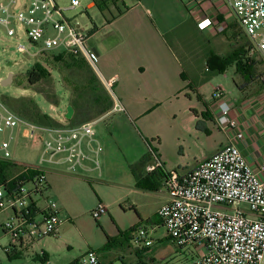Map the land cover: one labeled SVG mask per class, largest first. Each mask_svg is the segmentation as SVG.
Returning <instances> with one entry per match:
<instances>
[{"label": "built area", "instance_id": "built-area-1", "mask_svg": "<svg viewBox=\"0 0 264 264\" xmlns=\"http://www.w3.org/2000/svg\"><path fill=\"white\" fill-rule=\"evenodd\" d=\"M208 1L195 0L188 10L198 11ZM222 1L250 42L252 53L260 55L264 63V0ZM93 4L89 0L86 10ZM81 6L79 0H71L68 7L60 6L56 0H0V30L19 42L23 37L28 38L38 46L39 54L68 53L92 61L87 48L90 30L77 17L65 16L66 12ZM147 13L151 14L150 8ZM197 26L203 32L223 34L226 31L224 23L209 18L200 20ZM17 51L29 52L21 43ZM104 83L112 98L113 79ZM216 95L224 98L221 90ZM219 108L221 125L241 128L239 118L230 117L232 108L228 102L222 101ZM113 113H125L117 100L108 115ZM99 120L76 126L41 125L15 112L0 97V162L9 163L11 170L21 168L18 175L28 170L38 174L33 179L18 181L17 188L10 193L0 186V212H11L3 226L11 242L0 250L8 254L16 246H24L26 240L59 236L67 221L65 214L52 200L46 199L47 206L40 208L34 199L43 197L49 190L48 171L73 174L90 181L103 179L104 148L95 130ZM243 136L241 131L236 133L238 139ZM21 142L37 150L36 163L15 161L13 150ZM152 161L150 172L164 171L153 151ZM163 173L166 201L158 215L178 248L197 253L189 264H264V183L237 145L225 146L186 174ZM107 213V207L100 203L92 217L99 221ZM136 232L131 241L139 250L152 247L154 241L147 230ZM77 264L100 263L97 253L89 251Z\"/></svg>", "mask_w": 264, "mask_h": 264}, {"label": "crops", "instance_id": "crops-1", "mask_svg": "<svg viewBox=\"0 0 264 264\" xmlns=\"http://www.w3.org/2000/svg\"><path fill=\"white\" fill-rule=\"evenodd\" d=\"M93 2L90 10L98 8L96 3H99L104 8V11L100 12L105 19V25L102 27L95 24L85 26L90 30L87 48L98 68L100 75L98 79L102 85L113 79L112 107L115 100L123 106L125 113L118 115L139 135L141 144L145 142L143 158L136 161L135 164L139 167L132 173L134 189L159 194L162 197L161 208L166 201L165 191H161L163 172L177 170L180 174H186L225 146L232 144L240 148L245 160L259 173L264 183V170H261L264 163V63L262 68L256 64L255 72L248 74L247 79L236 71L235 65L228 67L235 70L234 86L231 91H226L221 86H212L215 79L201 83L197 66H193V63L185 65L164 39L166 33L188 20H192L197 28L200 20L209 18L213 22L218 21L226 25L223 34L233 46V39L227 36L237 22L233 21L232 13L226 4L222 0H209L198 11L188 10V7L184 6L178 7L181 15L177 18L174 10H171V13L164 8L171 0H136L132 3H128L127 0H117L116 3L112 0ZM145 2H148L151 14L147 13ZM199 31L206 36L221 35ZM99 35L102 38L95 41ZM203 58L204 56L197 58V63ZM251 59L255 62L258 60ZM218 90H221L224 98L216 97ZM222 101L230 104L232 108L230 117L239 118L241 128L233 129L219 123L221 113L219 105ZM108 113L101 118L108 116ZM114 114L116 113L109 115ZM139 130L146 137H143ZM238 131L243 132L242 139L236 137ZM148 139L152 140L153 147H150ZM152 151L161 161L164 171L148 170L149 166L153 165ZM175 157L193 158L195 161L193 164L168 162V159ZM101 203L108 210L101 218L102 226L106 229L104 231L106 242L107 236L117 239L119 250L125 253L124 247L130 243L133 234L122 238L121 234L128 228L123 227L115 219L113 221L109 205ZM159 210L156 213L158 217ZM67 219L69 220V217ZM61 232L62 229L59 236ZM51 238L55 237L31 242L39 243ZM20 248L22 250L24 246ZM132 255H135L134 261L124 264L153 261L150 249L136 248ZM43 258L46 260L47 255ZM123 259L124 257L121 258L122 261ZM76 262L79 260L71 264ZM99 263L101 264L100 260ZM111 263V260L108 261V264Z\"/></svg>", "mask_w": 264, "mask_h": 264}, {"label": "rangeland", "instance_id": "rangeland-1", "mask_svg": "<svg viewBox=\"0 0 264 264\" xmlns=\"http://www.w3.org/2000/svg\"><path fill=\"white\" fill-rule=\"evenodd\" d=\"M79 1L82 6L75 11L66 12L67 18L77 17L79 22L86 27L94 24L98 27L105 25V19L98 8L86 10L89 0ZM57 2L62 7H68L71 0H57ZM127 2L132 3L136 0H127ZM194 2L195 0H171L170 4H166L164 8L168 10L167 12L174 10L176 17L180 18L181 13L177 8H183V6L190 8ZM144 5L145 8H150L148 2H145ZM232 17L233 21L236 22L233 13ZM186 32V29H183L180 34L183 35ZM180 34L177 33V36L181 37ZM177 36L171 39L176 53L185 65L193 63V66H196L197 58L204 56L205 53L204 49L199 46L201 38L185 36L175 40ZM206 37L211 40L214 55L227 57L244 46L241 57L243 59L250 57L255 60L257 58L256 62L262 68L263 61L260 55L252 53L251 44L238 24L234 25L227 36L233 39V46L225 38V34ZM101 38L99 35L95 41ZM19 43L24 45L29 52L26 54L19 53L17 51ZM41 60L42 56L38 53V46L32 44L28 38L23 37L19 42L0 30V97L4 100L21 97L32 99L43 113L50 115L62 124L61 126H71L66 119V114L67 107L71 105L72 97L70 91L63 85L61 73L51 71L53 75L51 87L58 95L60 101L58 106L47 102L45 97L39 93L40 89L47 86L29 87L27 83V72L36 62ZM88 62L97 77H100L96 63ZM226 71V73L215 75L210 80L215 79L212 81V86H221L226 91H231L234 86L235 70L229 68ZM10 74L13 75L12 81L8 85H3L2 81L8 78ZM118 114L120 113L108 115L102 119L98 118L100 120L95 125L97 138L104 148L103 179L90 181L73 174L47 172L49 190L43 194V197L35 196L34 198L40 208L47 206L46 199L56 202L65 216L69 217V220L67 219L62 225L61 235L39 243L26 240L22 250L20 246H16L11 258L3 250H0V264H71L73 261H81L89 251L97 253L101 264H108L110 260L112 261L111 264L131 263L135 257L132 254L137 248L131 240L124 247L125 253L119 250L118 241L112 243L108 250L103 249L106 244L104 233L106 229L102 226L101 219L96 221L92 217V212L101 202L109 205V212L113 221L116 220L128 229L136 226L137 229H145L149 232L154 241L149 249L152 262L155 264H189L196 257L197 253L194 250L180 249L172 242L161 220L156 216L162 204V197L155 192L150 193L134 189L135 181L132 173L139 167L135 164L136 161L143 158L145 142L143 145L141 144L139 135L132 131ZM89 117H92L91 113H84L82 119L86 120ZM139 132L143 137H146L142 131L139 130ZM148 141L150 147H153L152 140L148 139ZM13 157L17 162L32 164L36 163L38 158L37 150L31 144L26 146L23 142L19 146H15ZM194 161L193 158L175 157L168 159V162H181L183 164H193ZM20 171L21 168H12V176L18 175ZM161 191H165V188L163 187ZM10 216V211L0 212L1 248L9 246L11 242L10 236L5 234L3 230V226ZM114 223L116 224V222ZM44 255H47L46 260L43 258ZM119 256L124 257L123 261Z\"/></svg>", "mask_w": 264, "mask_h": 264}, {"label": "trees", "instance_id": "trees-1", "mask_svg": "<svg viewBox=\"0 0 264 264\" xmlns=\"http://www.w3.org/2000/svg\"><path fill=\"white\" fill-rule=\"evenodd\" d=\"M112 1L116 3L117 0ZM96 5L101 12L104 11V8L101 7L99 3H96ZM183 29H186L187 32L181 35L180 33ZM177 33H179L181 37L177 36ZM176 36L177 38L175 40L182 39L185 36H189V38H201L199 46L205 51V59L203 58V60L196 65L201 83L209 81L217 74L224 73L228 67L232 65H235L236 71L241 73L246 79L248 74L255 72L254 67L257 62L252 59L250 60V57L246 59L241 57L243 55L242 51L244 50V46H241L240 50H236L227 57L216 56L213 54L211 40L199 31L198 26L196 28L192 20H188L178 28L164 35V39L175 52L174 43L171 39ZM41 56L42 60L36 62L27 72V83L29 87L47 86L46 88L40 89L39 93L45 97L47 102L58 106L60 104L58 95L51 87L53 75L52 72L46 68L45 64L48 65L53 72L57 71L61 73L63 85L71 93V105L75 110L74 117L68 120L71 126L95 121L108 113L112 107V99L106 89L101 85L98 77L86 59L68 53H41ZM6 102L15 112L34 123L54 127L62 125L50 115L43 113L32 99H27L25 97L12 98L6 100ZM84 113H91L92 117L83 120L82 116ZM36 175H38L37 172L28 170L18 176H12L11 165L9 163L0 162V186L6 188L8 193L17 188L18 181H27L33 179ZM137 230V227L134 226L122 233L121 236L122 238H126L127 235H132ZM117 241V239L108 238L107 236V242L103 249L108 250V247L112 246L111 244ZM12 255L13 251L8 253L9 258H11ZM73 264H77V262Z\"/></svg>", "mask_w": 264, "mask_h": 264}, {"label": "water", "instance_id": "water-1", "mask_svg": "<svg viewBox=\"0 0 264 264\" xmlns=\"http://www.w3.org/2000/svg\"><path fill=\"white\" fill-rule=\"evenodd\" d=\"M45 66H46V68L49 69L50 72L52 71L48 65L45 64ZM12 76L13 75L10 74L8 78H6L5 80L2 81V84L3 85H8L12 81ZM74 112H75V110H74L73 106L69 105L67 107L66 119L67 120H71L73 118V116H74Z\"/></svg>", "mask_w": 264, "mask_h": 264}]
</instances>
